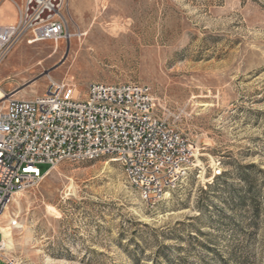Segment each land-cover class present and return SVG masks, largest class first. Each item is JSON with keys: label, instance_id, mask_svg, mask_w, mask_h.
<instances>
[{"label": "rangeland", "instance_id": "obj_1", "mask_svg": "<svg viewBox=\"0 0 264 264\" xmlns=\"http://www.w3.org/2000/svg\"><path fill=\"white\" fill-rule=\"evenodd\" d=\"M65 18L58 42H16L0 94L140 82L196 157L155 203L117 161L59 163L0 214V264H264V0H68Z\"/></svg>", "mask_w": 264, "mask_h": 264}, {"label": "built area", "instance_id": "obj_2", "mask_svg": "<svg viewBox=\"0 0 264 264\" xmlns=\"http://www.w3.org/2000/svg\"><path fill=\"white\" fill-rule=\"evenodd\" d=\"M67 7L68 0H25L19 20L0 26V66L21 39L66 38ZM196 151L155 112L146 84L95 82L80 95L75 85L51 79L42 95L27 99L13 92L0 106V214L59 163L102 158L121 163L142 198L155 203L178 186ZM218 167L214 176L222 175ZM3 247L0 238V256Z\"/></svg>", "mask_w": 264, "mask_h": 264}, {"label": "crops", "instance_id": "obj_3", "mask_svg": "<svg viewBox=\"0 0 264 264\" xmlns=\"http://www.w3.org/2000/svg\"><path fill=\"white\" fill-rule=\"evenodd\" d=\"M25 0H0V26L16 23Z\"/></svg>", "mask_w": 264, "mask_h": 264}, {"label": "bare ground", "instance_id": "obj_4", "mask_svg": "<svg viewBox=\"0 0 264 264\" xmlns=\"http://www.w3.org/2000/svg\"><path fill=\"white\" fill-rule=\"evenodd\" d=\"M68 36V35H67ZM70 37V35H69ZM5 94L1 93L0 94V99L5 98ZM6 214V212H5ZM0 232L3 234V249H2V255H7L8 251L11 249V247L13 246V228L12 226H10L9 224H6L5 226H0ZM13 260V259H12ZM12 264H15V262H11Z\"/></svg>", "mask_w": 264, "mask_h": 264}]
</instances>
